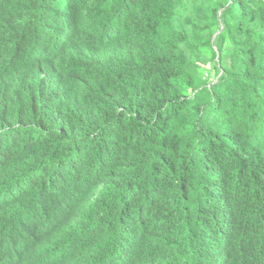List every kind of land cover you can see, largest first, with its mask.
Listing matches in <instances>:
<instances>
[{
	"label": "trees",
	"instance_id": "1",
	"mask_svg": "<svg viewBox=\"0 0 264 264\" xmlns=\"http://www.w3.org/2000/svg\"><path fill=\"white\" fill-rule=\"evenodd\" d=\"M0 264H264V0H0Z\"/></svg>",
	"mask_w": 264,
	"mask_h": 264
},
{
	"label": "bare ground",
	"instance_id": "2",
	"mask_svg": "<svg viewBox=\"0 0 264 264\" xmlns=\"http://www.w3.org/2000/svg\"><path fill=\"white\" fill-rule=\"evenodd\" d=\"M101 15V14H100ZM72 58V57H71ZM18 65V64H17ZM79 70V69H78ZM40 115V114H39Z\"/></svg>",
	"mask_w": 264,
	"mask_h": 264
}]
</instances>
